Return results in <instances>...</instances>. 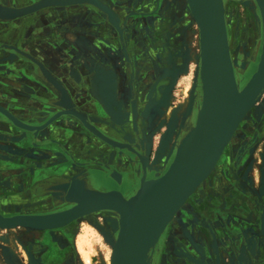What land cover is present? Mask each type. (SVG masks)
<instances>
[{
    "label": "water",
    "instance_id": "obj_1",
    "mask_svg": "<svg viewBox=\"0 0 264 264\" xmlns=\"http://www.w3.org/2000/svg\"><path fill=\"white\" fill-rule=\"evenodd\" d=\"M43 1L0 0V12L1 9L12 11L10 16L0 15V24H12L18 19L45 11L58 18L68 17L69 14H82L95 28L91 33L118 41L126 71H129L134 80V71L130 70L132 65L128 47L124 46V35L130 30L132 21L129 19L140 14V10H134L130 14L118 12L110 6L108 0H102V6L92 1L55 0L47 3L46 0V3H42ZM189 1L200 28L201 53L197 57L199 102L204 111L203 132L206 135L200 152L193 161L179 165L178 146L172 160L169 162V156L161 170L154 166L157 152L150 168L143 156H140L139 162L136 160L134 151L129 146L130 142H127L130 140L125 137L127 130L128 133H135L138 109H144V113L147 110L149 113L150 108L145 109L140 102L129 100L125 104L116 100L118 74H115L116 69L112 68L103 56H97L101 68L82 69L86 84L94 83L101 89L100 84L104 83L110 90V95L105 94L106 99L104 96L102 98L100 91L98 95L89 92L88 95L94 100V105L90 106L72 95L66 81L57 76L39 54L20 48V41L13 40L14 37L10 38L8 35L10 31H2L0 28V82L3 84L0 86V142L22 151L21 154H13L3 149L2 152L8 155L10 160L12 158L15 162L27 164L5 171L15 180L18 177L20 186L24 180L27 181L34 197H45L37 204H44V200L53 204L60 199L62 204L68 206L55 212L22 211L23 213L8 216V211L2 208L4 202L0 200V228L51 230L64 227L93 213L110 212L114 219L108 221L117 229L114 240L106 237L113 248L112 264H135L142 254L155 247L176 213L215 169L247 111L259 99L258 93L264 89V43L256 71L240 88L234 71L225 22H222L220 33L217 35L212 0ZM259 6L264 21V0H261ZM169 49L171 52L165 59L163 77L158 79L152 90L155 94L153 105L159 102L166 105V95L172 84L166 86L162 81H174L175 78L174 56L177 53L176 50ZM66 54L73 56L70 51ZM50 55L54 58L60 56L55 53ZM74 57L70 59L74 60ZM79 64L84 67L83 63ZM106 66L110 67V70L104 69ZM69 68L62 64L59 72L67 74L77 86L81 85L75 75L77 70ZM111 71L115 73L111 75ZM16 74L18 77L23 76V79L19 80L17 76L6 77ZM5 89H11L12 95ZM14 93L31 103L39 102L43 108L19 105ZM190 103L194 104L192 98ZM68 132L83 134L107 148V158L112 163H108L104 168L111 172L109 177L117 184H120L122 178L119 169H123L127 175L131 174L132 185L129 194L124 195L119 190L98 191L87 188L85 180L80 178H85L88 174L95 183H99L103 178L95 173L96 169L87 168L89 164L85 163V158L76 154L77 142L71 141L73 136ZM27 149L34 150L33 154L26 152L24 155L23 151ZM96 165L100 166L98 163ZM153 169L157 172H154V178L148 179L147 171L151 173ZM23 173L28 174L24 180L20 178ZM136 184L138 187L133 192L132 187H136ZM42 189L48 191H41ZM48 194L53 200L46 197Z\"/></svg>",
    "mask_w": 264,
    "mask_h": 264
},
{
    "label": "rangeland",
    "instance_id": "obj_2",
    "mask_svg": "<svg viewBox=\"0 0 264 264\" xmlns=\"http://www.w3.org/2000/svg\"><path fill=\"white\" fill-rule=\"evenodd\" d=\"M108 2L118 12L130 14L137 9L141 11L140 14L131 16L130 30L124 35V46L128 47L132 65L130 70L134 71V80L129 71H126L118 41L105 35L101 37L99 34L91 33L95 28L82 14H69L68 17L58 18L53 13L45 11L18 19L12 24H1L3 26L0 28L2 31H12L13 40L20 41V48L39 54L49 66L59 69L62 64L70 67L69 69L74 67L80 84L85 83L80 70L85 67L93 70L101 68L97 56H103L118 74L116 100L125 104L129 100L132 101L127 92L130 94V89L134 88L136 103L140 102L141 106L150 110L155 100L152 90L158 79L163 77L165 59L171 52L169 48L176 50L174 81H162L166 86L172 84L166 95V105L171 110L177 108L185 91L188 90V102L190 98L194 102L190 113L192 115L200 101L197 30L194 22L187 25L191 18L183 0H108ZM247 9L248 5L243 0H225L224 10L228 16L225 20L226 30L240 88L255 72L260 53L259 45L249 66L243 67V55L240 51L242 42L243 39L245 41L246 35L249 39L253 36L252 31L248 32L251 14ZM39 16L44 18L41 25H38ZM56 20L59 23H55ZM70 23L75 28H66ZM83 40L90 41L92 45L90 52L97 58L95 56L93 58L92 55L83 59V51L78 45ZM67 51L72 52L74 60L70 59L73 56L66 54ZM51 53L60 55L62 59L60 61L50 59ZM79 63H83L84 67ZM109 68L106 66L104 69L110 70ZM12 76L18 77L17 74ZM1 85L3 84L0 82ZM75 96L84 104L94 105V101L85 100L83 92H76ZM143 110L140 109L139 113L143 121L147 122L150 111L147 113L146 110L144 113ZM162 110L158 111L161 116H157V119L164 120L156 124L158 123L159 133L166 129L167 135L168 120L166 121ZM246 115L215 169L171 220L167 227L168 232L164 230L161 234L155 245L156 247L158 243H162L161 264H201L193 258H188L187 254H191L200 262L218 264L216 260L220 257L224 264H230L237 260L234 253L246 242L244 234L253 235L254 232L258 234L260 216L264 208V95ZM184 123L185 120H180V129ZM177 125L175 123V128ZM183 135L182 131L181 136ZM177 144L172 149L169 162L173 158ZM3 149L13 154H21L22 151L0 142V200L6 207L10 205L12 208L6 215L23 213L22 211L49 213L68 207L65 203L62 204L60 199L53 204H37L45 197H34L29 183L24 180L28 174L23 173L20 176L24 180L20 186L19 178L15 180L5 171L27 164L15 162L12 158L10 160V157L2 152ZM26 152H30L28 154L31 155L34 150L27 149L23 154ZM156 152L152 151L151 161ZM45 190L48 191L47 189L41 191ZM50 196L48 194L46 197L52 199ZM61 196L60 194L59 197ZM26 204L30 206L29 209ZM113 217L110 212H97L64 227L44 231L27 230L22 227L0 228V264H109L113 248L106 237L114 240L117 233V229L108 221ZM196 233L201 235V240L194 239ZM80 239L81 249L78 246ZM198 246L203 251L197 248ZM85 254L89 257L88 261L84 257Z\"/></svg>",
    "mask_w": 264,
    "mask_h": 264
},
{
    "label": "flooded vegetation",
    "instance_id": "obj_3",
    "mask_svg": "<svg viewBox=\"0 0 264 264\" xmlns=\"http://www.w3.org/2000/svg\"><path fill=\"white\" fill-rule=\"evenodd\" d=\"M243 1L248 5V8H252V11L255 10L254 0H243ZM224 4H225V0H224ZM226 17H228L227 13H225V18ZM252 19L253 18L251 17V20ZM40 20H44V18L41 17ZM253 21H254V19H253ZM55 23H59V21L56 20ZM66 28H71V27H69V25H68ZM251 31L252 30L249 28L248 32H251ZM255 32L252 31L253 36L250 39L247 37V35L245 36V41L243 39L242 49L240 50L242 52L243 59H244V55L246 52L245 45L247 46V45L251 44L254 46V48L252 47L253 49H252V56L250 58L251 60L253 59V57L257 53V50H258L260 44H261V46H260V53H261V49H262L261 31L259 28L258 29L256 28ZM10 38H13V36H10ZM246 39L247 40L249 39V41H247ZM246 41L249 42V44H247ZM260 53H259V55H260ZM249 62H250V60H248V63L243 65V66L248 67ZM254 70L256 71V67ZM135 92H136V90H134V88L130 89V94H129V91L127 92L128 96H130L131 100L134 103H136V100H135L136 93ZM109 93H110V90L107 88V90H105L104 93H102V97L104 96L106 99L107 96H105V94L110 95ZM137 108H139V106H137ZM139 112H140V110L138 109V116H137L136 121H135V124H136L135 133L134 134H132L131 132L128 133L129 131L127 130V131H125V137L127 140H130L127 142H130L129 146L134 151L133 154L136 157V160L139 162L140 156H143L144 158H146L148 165H149L148 167H150V168H151V164H152V161L150 159V155H151L152 151H155V152L157 151V156H159L158 160L159 159L161 160L162 159L161 154H160L161 151H159V150L162 148V150L165 153L164 162L162 165L160 163H157L156 165H154L158 168V170H161L165 166L166 159L172 153V149H173L174 145H176L179 142V140L181 139V131L183 130V128L180 129V126H179V128L177 127L175 130V135H173L172 137L169 138L165 134L166 129H165V131H162V133H159L160 131L158 129L159 128L158 123L156 124V122H160V121L164 120L163 118H160V120H158L157 119L158 117L149 115V119H147V122L143 121V123H141L143 118L141 117ZM167 123H168V121H167ZM169 124H171V123L169 122ZM184 125H186V124L184 123ZM126 135H128V136H126ZM169 147H170V149H169ZM147 170H149V169H147ZM155 171L156 170H154V169H153V172H151V173H149L147 171V178L148 179L154 178V172ZM106 188L108 190H119V188H122L123 191L128 189V188L125 189L124 185L122 187H119V184H117L116 182H113L112 185L107 186ZM123 191H121V192L125 195V191L124 192ZM46 202H47V200L44 201V203H46ZM26 205H28V204H26ZM27 209H29V207H27ZM167 227L165 229L166 233L168 232V229H169ZM259 227L260 228H259L258 234H256L255 232L253 233V235H251L250 233L244 234L245 238H246V242L244 245H241V248L238 251H236V253H234L235 258H237V260L232 261L230 264H264V208H262ZM194 236H195L194 239L196 241L201 240V237H200L201 235H198L196 233ZM164 244H165V242H164ZM161 245H162V243H158L157 246L155 247V249H153L155 251L151 252L152 264H161V262H162V254L160 253ZM197 248H200V246H198ZM200 250H202V248H200ZM187 257L193 258L196 262L201 263V264H209L206 261H204V262L198 261L195 257L191 256V254H187ZM233 260H234V257H233ZM216 261L218 264H224V262L220 260V257H218V259Z\"/></svg>",
    "mask_w": 264,
    "mask_h": 264
},
{
    "label": "bare ground",
    "instance_id": "obj_4",
    "mask_svg": "<svg viewBox=\"0 0 264 264\" xmlns=\"http://www.w3.org/2000/svg\"><path fill=\"white\" fill-rule=\"evenodd\" d=\"M45 1L46 0H44L42 3H46ZM66 1H72V2L73 1H92V2H95V3L97 2V4L100 5V6H102V4H103L102 0H66ZM258 1H259V3L261 2V0H255V2H256L255 3V10L252 11V8L248 9L250 14H251V17L254 19V21H253V19L250 21V27L249 28L253 32L256 31V28L257 29L259 28L260 31H261L262 43H264V21H262V16H261L260 6H259ZM52 2H55V0H48L47 1V3H52ZM58 2H60V1H58ZM183 2L185 4V6H186V10L188 9L189 16L191 18L190 21L188 22V24H187V22H186V24L189 25L190 23L193 24V22H194L196 30H197L196 39H197V43H198L197 44L198 45V54H200L201 53L200 28L198 26V23L196 21V18L194 16V14H193L192 7L190 5V1L189 0H183ZM212 12H213V17H214V24H215V27H216V32H217V35H219L220 29H221V26H222V22L223 21L225 22V19H226L225 18V13L226 12L224 10V0H212ZM11 14H12L11 10H9V9H7V10L3 9L2 10L1 9V12H0L1 16H4V15L5 16H10ZM12 34H13V32L10 31V33L8 35L11 36ZM246 43L249 44V42H247V41H246ZM260 46H261V44H260ZM245 47H246V52H245L244 59H243V61H244L243 65L247 64L248 60H251L250 58L252 56V49L254 48V46L251 45V44H249L247 46L245 45ZM187 92H188V90L185 91V93H184L185 95H184V97L182 99V102L180 101L179 106L177 108H173L171 110V109L167 108L168 105L159 104L160 103L159 102V103L153 105L151 107V110H150V115L157 117V116H161L159 112H160V110L163 109L162 110V114H164L166 120H168V123H167L168 124V126H167L168 128L166 127L167 128V135L166 136H168L169 138L172 137L173 135H175V129H176L175 128V123L178 124L177 126L179 128L180 120H185V124L186 125L183 126V130H182L184 135L181 136V140H179V142L177 144L179 146V155H178V164L179 165H186V164L190 163L191 161H193L198 156V154L200 152V149H201V145L203 144V142L205 140V135H206V133L203 132V126H204L203 125L204 124L203 119L204 118H203L202 115L204 114V111H202L201 102L198 103L196 110H194L192 115H190V113L192 112V108H193L194 104L188 102ZM258 94L259 95H257V97L260 99V97L262 95H264V89H262L260 91V93H258ZM252 109H253V107L251 109H249L246 114H248L250 111H252ZM254 113H255V110H253V114ZM245 116H247V115H245ZM245 116H244V118H245ZM169 122L171 124H169ZM165 134H166V132H165ZM126 136H128V135H126ZM178 146H176V147H178ZM169 149H170V147H169ZM175 150H176V148H175ZM160 151L163 153V155L161 156L162 159L158 160L159 156H157L154 165H156L157 163H160L162 165L163 162H164L165 153L162 150V148L160 149ZM167 159H166L165 163L167 162ZM47 202H46V204L49 203V202L48 203ZM26 207H30V206L26 205ZM10 208H11L10 205H8V207H6V205L4 204V206H3V209H5L7 211L10 210ZM174 217H173V219H174ZM113 219H114V217L110 218V220H113ZM81 244H82V239L79 240V244H78V246H80V249H81ZM153 249H151L150 251L142 254L137 259L135 264H152L151 252L153 251ZM109 256H110V254H109ZM84 257H85V259L87 261L89 260V257L86 254L84 255ZM111 258H110V263L109 264H112V262H111L112 259Z\"/></svg>",
    "mask_w": 264,
    "mask_h": 264
},
{
    "label": "crops",
    "instance_id": "obj_5",
    "mask_svg": "<svg viewBox=\"0 0 264 264\" xmlns=\"http://www.w3.org/2000/svg\"><path fill=\"white\" fill-rule=\"evenodd\" d=\"M41 17L42 16H39L37 18L41 19ZM41 21L42 20H40L38 25H41V23H42ZM3 25L0 24L1 27ZM69 27L75 28V27H73V25L71 23L69 24ZM77 42H78V40H77ZM78 45H79V47H81V49L83 51L82 53L84 55L83 56L84 59H86L85 57H90L92 55H93V58H94V56L96 57V55H94V54H92L90 52V49L92 47L90 41L83 40V41L79 42ZM6 54H7V52H6ZM35 54H37V53H35ZM7 55H9V54H7ZM60 58H61V56L58 57V58H54V57H52L50 55V59H53V60L58 59L60 61L61 60ZM51 69L54 71V73H56L57 76H59L60 78H62V79H64L66 81L67 86L70 87L71 93L74 96H75L76 92H83V93H85L84 95L86 97V100L94 101L93 98L88 95L89 92H92L94 95H98L99 91H100L101 96H102V93H104V91L107 90V87H106V85L104 83L100 84L102 86H100L101 89H99L98 86L95 85L94 83H92L91 85L90 84H86L87 83L86 80H85L86 83H84V84L81 83L82 86H77L74 82H72V80L70 78H68L67 74H65L63 72H59L60 71L59 68L51 67ZM67 70H69V69H67ZM80 73H81V76H83L82 69L80 70ZM114 73L111 72V75H113ZM115 74H117V73H115ZM6 77L12 78L13 76H8L7 75ZM18 79L19 80L23 79V76H19ZM103 86H105V87H103ZM80 87H82L83 89L80 88ZM5 90L7 91V89H5ZM7 92H9L10 95H12L13 91L11 89L10 90L8 89ZM16 97H17L16 98V100H17L16 102L19 103V105H24V106L27 105V106H33L35 108H43L42 105L39 102L31 103V102L27 101L25 98H22L21 96L16 95ZM69 133L73 136V138H71V141L77 142L76 146L78 148L77 149L78 152L76 154L79 155L80 157H84L85 158V163L89 164V167H87V168L96 169L95 173L103 178L102 181H100L99 183L93 182L91 180V178L89 176H87L88 174L86 175L85 178L82 177L80 179L85 180L87 188H89V189L98 190V191H110L106 187L112 185L114 181L109 177V174L111 172L108 171L106 168H104V166H107L108 163L109 164L112 163V161L107 158V148L105 146H103L100 142H98L97 140H93L92 138L85 137V136H83V134H78L76 132H72V133L68 132V134ZM87 147H88V149H86ZM97 163L100 164V166H97L96 165ZM115 169H116V167H115ZM119 172H121V174H122V178H121V182L119 184V187H122L124 185L125 189L128 188L127 190H124L125 194H129V189L131 187L130 185H132L131 174H128V175L125 174V172H123V169H119ZM80 173L82 175L85 174V173H82V172H80ZM137 187H138V184H136V187H134V188L132 187L133 192L136 190ZM120 190L123 191L122 188H119V191Z\"/></svg>",
    "mask_w": 264,
    "mask_h": 264
}]
</instances>
